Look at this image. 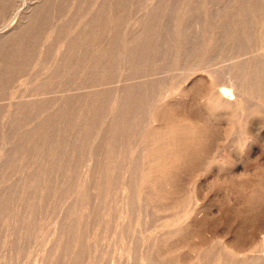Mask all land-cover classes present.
Segmentation results:
<instances>
[{
    "label": "bare ground",
    "instance_id": "bare-ground-1",
    "mask_svg": "<svg viewBox=\"0 0 264 264\" xmlns=\"http://www.w3.org/2000/svg\"><path fill=\"white\" fill-rule=\"evenodd\" d=\"M124 1L0 0L12 16L0 28V264H186L176 250L193 211L163 194L180 184L171 158L209 133L168 117V99L198 73L209 116H264V0L205 14L194 38L191 13L210 0ZM242 24L244 36H218ZM58 166L61 181H41ZM240 239L241 259L224 245L192 264H264V233Z\"/></svg>",
    "mask_w": 264,
    "mask_h": 264
},
{
    "label": "rangeland",
    "instance_id": "rangeland-1",
    "mask_svg": "<svg viewBox=\"0 0 264 264\" xmlns=\"http://www.w3.org/2000/svg\"><path fill=\"white\" fill-rule=\"evenodd\" d=\"M96 1L101 2V0ZM140 2L141 0L124 1L125 7H132V9H135ZM174 2L175 0H172V3ZM230 3L231 0H210L207 7L194 8L189 20L191 23L189 36L191 38L196 36L194 25L202 21L205 14L212 17L221 16ZM68 16L70 17L71 14ZM4 18L0 13V28L8 24V21L11 22L12 16L3 21ZM243 19L245 16L239 13L231 20L237 22ZM246 19L248 21V17ZM247 30H250L247 24L232 25L218 36L235 35L233 31L237 33V36H244L248 33ZM164 64L165 62L159 63L157 67ZM199 75L197 73L186 77L179 87L175 88L166 103V110L168 117L175 116L177 119L192 117L191 120L199 127H207L209 134L202 138L199 146L185 149L182 151L183 154L178 153L171 158L170 172L180 184L173 191L164 192L163 196H166L167 202L173 200L181 202L186 205V211H193L186 214L187 220L184 221L186 227L184 226L183 232L180 233L182 236L185 235V246L176 250V255H179L186 264H192L197 253L203 254L207 251L208 254H212L224 245L240 251L231 258L237 261L241 259L243 253L247 252L246 249L240 248V245L245 243V240L240 241L241 236L247 238L253 233L254 240L257 241L264 233V116L250 115L246 125L242 122L238 124L230 122L224 117L218 119V117L209 116L201 103V98L209 88V79L203 76V79L199 81ZM60 167L64 169V166ZM61 168L53 167L49 177L41 181L51 179L52 173L57 175H54L53 179L61 181V176H65ZM75 170L76 168L70 169L72 176L76 175ZM61 171L63 174L60 173L62 175L58 176L57 172ZM1 173L3 175V172ZM67 175L65 178L72 180V176L67 177ZM53 179H51L52 183L48 182L50 186L55 183ZM0 191L3 192L4 189L0 188ZM1 192L0 197L4 195L6 197V194ZM47 197L48 199H44V202L45 200L54 202L49 196ZM187 199L192 201L191 204L187 205ZM74 203L75 197H70L65 201V207L69 208ZM37 231L36 229L35 232ZM237 236L240 237L238 240H236ZM175 238L172 241L174 245L180 236ZM246 243H251V239ZM32 244L33 242L30 245ZM32 249H37V245H33Z\"/></svg>",
    "mask_w": 264,
    "mask_h": 264
}]
</instances>
